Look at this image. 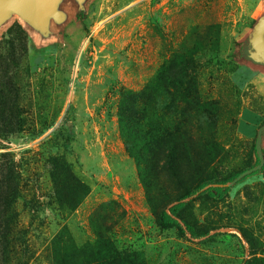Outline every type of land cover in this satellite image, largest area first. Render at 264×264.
Wrapping results in <instances>:
<instances>
[{"label": "rangeland", "instance_id": "374dc122", "mask_svg": "<svg viewBox=\"0 0 264 264\" xmlns=\"http://www.w3.org/2000/svg\"><path fill=\"white\" fill-rule=\"evenodd\" d=\"M57 7L44 29L0 22V264H264V173L189 199L181 219L212 239L158 225L186 188L254 161L264 0Z\"/></svg>", "mask_w": 264, "mask_h": 264}, {"label": "trees", "instance_id": "16d2710c", "mask_svg": "<svg viewBox=\"0 0 264 264\" xmlns=\"http://www.w3.org/2000/svg\"><path fill=\"white\" fill-rule=\"evenodd\" d=\"M85 14L80 12L76 18L83 19ZM240 51H245L243 47V43L240 44ZM250 58V56L248 55ZM253 62H255L252 58H250ZM258 63V62H256ZM262 64V63H259ZM264 124V122H263ZM264 127L261 129L260 135H258V130L256 131L254 142H253V155L254 161L249 166L236 170L225 177H222L218 180H208L202 179L198 183H196L191 188H186L183 193L179 196V198L171 202L170 205L163 207L160 209L159 216H158V225L161 229H169V228H177L179 233H188L189 236L193 239H209L215 237L217 234H213L207 236V232H200L194 229V227L181 219V212L188 204L189 199L195 196L198 193H204L207 197L213 200L222 199L224 196L227 195L229 190L232 187V184L244 181L248 178L253 176L263 174L264 173ZM8 169H11L8 166ZM1 173V172H0ZM8 181L5 178L0 179V192L3 186H7ZM12 185V184H11ZM3 205L6 206L7 202L3 201ZM204 240V239H203ZM245 264H248L247 262Z\"/></svg>", "mask_w": 264, "mask_h": 264}, {"label": "water", "instance_id": "95a60500", "mask_svg": "<svg viewBox=\"0 0 264 264\" xmlns=\"http://www.w3.org/2000/svg\"><path fill=\"white\" fill-rule=\"evenodd\" d=\"M59 0H0V22L11 12L29 21L33 25L44 29L48 19L52 17L57 22H62L65 13L58 9ZM248 43L249 56L255 62L264 64V15L253 25ZM264 124L259 128L258 135Z\"/></svg>", "mask_w": 264, "mask_h": 264}]
</instances>
